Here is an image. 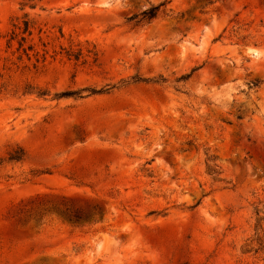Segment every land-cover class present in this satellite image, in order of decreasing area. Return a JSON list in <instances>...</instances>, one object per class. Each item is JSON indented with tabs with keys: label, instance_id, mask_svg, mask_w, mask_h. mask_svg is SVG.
<instances>
[{
	"label": "rangeland",
	"instance_id": "obj_1",
	"mask_svg": "<svg viewBox=\"0 0 264 264\" xmlns=\"http://www.w3.org/2000/svg\"><path fill=\"white\" fill-rule=\"evenodd\" d=\"M0 264H264V0H0Z\"/></svg>",
	"mask_w": 264,
	"mask_h": 264
},
{
	"label": "trees",
	"instance_id": "obj_2",
	"mask_svg": "<svg viewBox=\"0 0 264 264\" xmlns=\"http://www.w3.org/2000/svg\"><path fill=\"white\" fill-rule=\"evenodd\" d=\"M162 4H160L159 6H150L144 10H142L140 13L137 14H133L131 16H129L128 18H126L127 22H134L135 26L137 25H147L150 24L154 19H156L157 15H158V11L159 8ZM29 28L28 22H24V26H23V31L22 33L27 32ZM194 71V70H192ZM191 74H187L184 76L180 77V80H186L190 77ZM95 93H103L106 92V90H98V91H93ZM67 94V93H64ZM24 153L22 151H20L18 154L15 155H10L9 160L10 161H21L23 159ZM82 218H86V216H83L79 213H75L74 215H70L69 219L73 220L74 222H78L80 221Z\"/></svg>",
	"mask_w": 264,
	"mask_h": 264
}]
</instances>
